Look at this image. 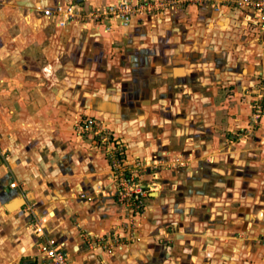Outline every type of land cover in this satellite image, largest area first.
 <instances>
[{
  "label": "crops",
  "instance_id": "obj_1",
  "mask_svg": "<svg viewBox=\"0 0 264 264\" xmlns=\"http://www.w3.org/2000/svg\"><path fill=\"white\" fill-rule=\"evenodd\" d=\"M115 1L0 0V149L5 151L0 155V264H25L37 255L40 239L32 228L35 219L45 220L47 235L64 243L73 264H264L260 131L253 146L245 147L223 139L218 131L210 132L208 148L200 138L199 146L188 152V168L165 170L153 179L157 188L146 213L136 228L125 229L126 209L108 194L111 176L102 153L73 135L57 116L58 107H72L71 92L84 89L82 75L105 74L112 47L122 65L119 47L124 43L126 49L134 45L125 59L136 60L137 66L124 64L118 74L164 81V92L190 88L183 84L185 59L197 49L198 38L206 35L243 38L248 44L245 57L255 60L247 73L264 79V30L236 37L235 31L226 33L236 24L228 26L227 15L220 17L203 2L176 11L173 25L181 28L180 38L168 31L170 22L164 28L152 17L135 18L110 30L106 23L68 21L70 7L87 10ZM46 11L54 15L47 16ZM156 46L160 54L152 49ZM195 53L194 58L199 56ZM93 60L99 65L89 68ZM241 75L237 89L253 84L255 79ZM215 83L213 79L209 90L217 89ZM152 86L159 89V84ZM164 97L165 102L167 93ZM81 105L88 108L89 100ZM243 118L234 112L224 122L234 126ZM151 143L134 154L135 159L172 154L164 148L154 154L156 144ZM187 179L193 181L195 192L192 213L184 211L189 203L181 195ZM175 187L179 189L173 191ZM168 188L176 194H167ZM132 234L134 241L108 245L113 238Z\"/></svg>",
  "mask_w": 264,
  "mask_h": 264
},
{
  "label": "rangeland",
  "instance_id": "obj_2",
  "mask_svg": "<svg viewBox=\"0 0 264 264\" xmlns=\"http://www.w3.org/2000/svg\"><path fill=\"white\" fill-rule=\"evenodd\" d=\"M142 1L152 5V9L138 14L135 18L152 17L158 24L162 26L165 24L164 28H167V22H170L172 26L170 28L168 26V31L174 33L173 38H180L182 35L181 28L173 25L176 23L174 16L176 11L199 2L212 5L213 11L220 17L224 18L227 15L228 26L236 25H233L226 33L235 31V37L244 35L246 31L258 33L259 30H264V11L260 12L257 5L263 0ZM108 5H91L87 10H83L84 20L82 23L97 26L106 23L107 27L111 26L112 23L106 19L102 21L95 20L94 16L87 17V14L94 13L97 8L104 9ZM206 13L209 15V11ZM206 18L208 19V17ZM115 25L117 24L113 26ZM199 28L201 31L205 29L201 25ZM161 33L167 35L160 30ZM179 33H181L180 36ZM204 37L206 38H198L200 41L197 42V49L191 52L193 59L190 57L185 59V66H183V68L185 67L183 77L185 83L183 84L190 86L188 90L164 92L162 91L165 85L164 81L160 82L154 78L152 82H148L141 74H118V70L121 66L124 67V64L137 66L135 65L136 60L125 59L129 58V53L135 50L134 45L131 46V49H126L127 44L124 43L119 47L121 49L119 54L123 56L122 65H119L115 60L117 53L114 49L116 48L112 47L108 52L111 56L105 63V74L101 76L89 74L84 77L82 75L79 80H84V89L75 88L68 96L73 100L72 107L65 109L58 107L57 116L64 121L63 125L66 129L69 127L73 135L88 140L102 153L111 176L109 177L108 194L117 203L114 195L116 193L115 178L112 176L110 158L111 152L117 148H124V156H127L130 166H133L132 169L137 175V180L145 190L152 194L157 188L156 185H153V179L165 170L188 168L191 164V156L188 155V152L194 146H199L197 143L200 138L202 141H206L201 144L208 148L207 141L210 139V132L218 131L222 133L223 139L227 137L229 141L234 140V142L237 141V144L242 143L243 147L253 146L252 141L254 142V139L259 137L255 133L259 131L260 138L264 139V79L258 74L255 75V78L246 71L249 63L255 61L247 59L248 57L244 55V50L248 49L247 42L242 40L243 38H225L226 36L209 38L206 35ZM152 49L157 54L160 52L157 46ZM256 50L257 48L253 47V53ZM141 51H146V49L140 50L138 53ZM194 53L199 56L194 58ZM180 57L177 58L180 59ZM98 65L93 60L89 63V68H95ZM194 73L196 75L192 76L191 74ZM210 73L215 74L210 75ZM243 73L245 78L255 79L252 82L254 85L241 86L240 89H237L235 82L241 81L239 78ZM73 77L78 78V76ZM213 79L217 89L209 90V84ZM170 81H172L171 78ZM165 82H169V80H165ZM154 84H159L157 87L159 89L152 86ZM166 93L165 102L169 100V104L163 101ZM87 99L89 100L88 108L81 105L83 100ZM234 112L243 114L244 121L234 124V126L225 124L224 117ZM229 128H232V131ZM151 142L156 144L153 148V150L156 149L154 154H157L159 149L169 150L172 154L164 155L162 152L158 156L147 155L148 157H146L144 155L135 159L134 154H138L148 147ZM181 152H185V155H177ZM176 158L185 163L184 167L174 164ZM251 160L253 161V159ZM187 180L188 182L182 185L181 195L189 203L184 211L192 213L195 192L193 181ZM177 188L172 190H177ZM170 190L167 189V194H176ZM150 197L147 199V207Z\"/></svg>",
  "mask_w": 264,
  "mask_h": 264
},
{
  "label": "built area",
  "instance_id": "obj_3",
  "mask_svg": "<svg viewBox=\"0 0 264 264\" xmlns=\"http://www.w3.org/2000/svg\"><path fill=\"white\" fill-rule=\"evenodd\" d=\"M259 11H264V0L258 3ZM152 9V5L142 0H117L110 3L104 9L97 8L94 13L87 14V17L94 16L95 20H108L112 23L108 30L112 29L114 24L118 26H127L138 15L143 14ZM84 11L74 10L70 7L67 11L68 21H79L82 23ZM47 16H53L50 11H46ZM5 154L4 150L0 149V155ZM111 172L115 178L116 193L114 194L118 204L126 209L127 223L125 229H133L137 226V219L140 218L147 210V199L151 192L145 190L141 183L137 180V175L133 172L129 164L127 156H124V148H117L110 154ZM126 157V158H125ZM156 163V162H153ZM174 164L178 167H184L185 163L179 158L174 159ZM12 188L16 184L11 185ZM44 219H35L32 222L34 233L39 237L37 243V255L25 264H73L65 252L64 243L50 238L45 230ZM135 236L116 237L113 238L108 245L134 241ZM104 241V240H102ZM107 243V242H106Z\"/></svg>",
  "mask_w": 264,
  "mask_h": 264
}]
</instances>
